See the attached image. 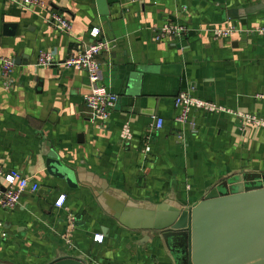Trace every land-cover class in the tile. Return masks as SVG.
Wrapping results in <instances>:
<instances>
[{
	"label": "crops",
	"instance_id": "obj_1",
	"mask_svg": "<svg viewBox=\"0 0 264 264\" xmlns=\"http://www.w3.org/2000/svg\"><path fill=\"white\" fill-rule=\"evenodd\" d=\"M106 1L100 15L96 0H43L47 9L0 0V54L15 61L11 85L0 82V166L39 184L13 210L0 208V264L62 255L86 264H174L160 231L222 180L264 173L263 128L225 112L191 111L193 130L174 120V98L190 87L197 98L264 117V35L254 32L264 26V0ZM50 12L69 20V33L46 22ZM167 22L189 33L155 41L152 29ZM217 27L239 31L215 39ZM104 38L114 43L98 55L100 79L118 100L102 124L83 101L87 72L36 58L47 50L62 62ZM125 123L129 141L121 138ZM53 159L73 170L75 186L48 173ZM68 216L71 245L63 239Z\"/></svg>",
	"mask_w": 264,
	"mask_h": 264
},
{
	"label": "water",
	"instance_id": "obj_2",
	"mask_svg": "<svg viewBox=\"0 0 264 264\" xmlns=\"http://www.w3.org/2000/svg\"><path fill=\"white\" fill-rule=\"evenodd\" d=\"M96 3L99 14L107 15V1ZM47 171L76 185L73 170L55 159L47 162ZM160 234L174 264H264V173L222 180ZM47 264L86 263L62 255Z\"/></svg>",
	"mask_w": 264,
	"mask_h": 264
},
{
	"label": "built area",
	"instance_id": "obj_3",
	"mask_svg": "<svg viewBox=\"0 0 264 264\" xmlns=\"http://www.w3.org/2000/svg\"><path fill=\"white\" fill-rule=\"evenodd\" d=\"M15 3L22 7H42L46 8L43 0H14ZM129 3L137 0H128ZM47 9V8H46ZM49 10V9H48ZM46 22L60 31L61 33H69L71 30V23L69 20L59 12H50L45 17ZM154 40L160 41L164 38L174 37L181 38L189 33V27L186 24L179 22H167L163 25L153 28ZM212 34L214 38L232 35L237 30L234 27L230 28H213ZM255 33L264 35V26L256 28ZM113 40L101 39L84 47L81 51L71 54L64 61L59 62L53 51L41 50L36 58L37 65L43 67H52L61 64L65 68H75L77 70H85L90 83V89L83 94V101L87 107L92 120H97L102 124L108 122L111 118L112 111L117 103L118 95L109 90L101 83L100 79V63L98 62V55L102 52H108L113 48ZM15 68V61L12 58L2 56L0 54V82L10 86L12 73ZM193 88L181 90L174 98L176 108L179 110L174 120L181 124H189L190 127H195L194 120L190 117V112L199 110L209 113H221L233 115L242 125H252L264 129V117L255 113H245L234 111L229 108L217 105L214 102L202 100L192 95ZM259 98L264 99V93L258 95ZM163 126L162 118H156L153 122V129L158 131ZM121 138L124 141H129L132 138V132L128 123H125L121 129ZM145 155L150 151V146L146 143L142 150ZM39 189V184L30 182L17 170H6L0 166V208L5 211L13 210L19 202L21 195L24 192L35 193ZM64 202V195H61L56 201L55 205L61 207ZM74 218L68 216L67 227L63 234V239L66 244L71 245V232L73 229ZM3 223L0 220V230H2ZM94 239L102 240V235L96 234Z\"/></svg>",
	"mask_w": 264,
	"mask_h": 264
}]
</instances>
